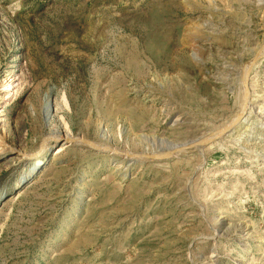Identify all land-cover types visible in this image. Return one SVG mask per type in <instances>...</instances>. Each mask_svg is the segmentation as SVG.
Here are the masks:
<instances>
[{
    "label": "rangeland",
    "instance_id": "rangeland-1",
    "mask_svg": "<svg viewBox=\"0 0 264 264\" xmlns=\"http://www.w3.org/2000/svg\"><path fill=\"white\" fill-rule=\"evenodd\" d=\"M0 264H264V0H0Z\"/></svg>",
    "mask_w": 264,
    "mask_h": 264
},
{
    "label": "bare ground",
    "instance_id": "bare-ground-1",
    "mask_svg": "<svg viewBox=\"0 0 264 264\" xmlns=\"http://www.w3.org/2000/svg\"><path fill=\"white\" fill-rule=\"evenodd\" d=\"M51 108V107H50ZM68 138V137H67ZM70 139H72V138H69V140L66 142V143H68V142H75V141H77V140H75L74 138H73V140H70ZM87 142V145H89V143L90 142H88V141H86ZM90 145H91V143H90ZM94 147H95V145L94 144H92ZM63 148V147H62ZM62 148H60V149H58L57 150V153H59V152H61V150H62ZM42 164V161L40 160V161H37V163L34 165V166H39V165H41Z\"/></svg>",
    "mask_w": 264,
    "mask_h": 264
},
{
    "label": "water",
    "instance_id": "water-1",
    "mask_svg": "<svg viewBox=\"0 0 264 264\" xmlns=\"http://www.w3.org/2000/svg\"><path fill=\"white\" fill-rule=\"evenodd\" d=\"M82 141L87 144L86 140H82Z\"/></svg>",
    "mask_w": 264,
    "mask_h": 264
}]
</instances>
